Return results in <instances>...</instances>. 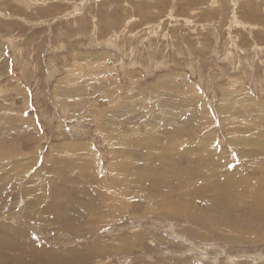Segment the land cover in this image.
<instances>
[{"label": "rangeland", "instance_id": "1", "mask_svg": "<svg viewBox=\"0 0 264 264\" xmlns=\"http://www.w3.org/2000/svg\"><path fill=\"white\" fill-rule=\"evenodd\" d=\"M168 73L178 76L177 82L187 76L196 85L207 104V116L213 119V124L202 129L193 125L189 112L174 119L192 138L182 148L175 146L180 156L189 154L186 145L197 143L198 148L192 146L194 157L208 151L221 152L217 157L225 153L237 162L228 168L246 177L260 176L258 162L248 160L251 154H264V141H243L249 137L243 133L239 139L244 143H238L226 132L218 108L225 90L240 93V100L252 97L256 107L259 100L264 102V0H0V114L6 113L0 115V251L7 250L1 251L0 264H149L157 260L167 264H264V242L255 247L192 239L187 233L189 224L157 215V206H148L143 198L152 190L132 192L130 187L129 204L125 205L129 212L110 219L112 205L97 204L93 209L90 196L80 193L78 187L92 188L99 183L86 177L96 173L97 165L110 164V151L101 129L96 131L89 118L72 112V104L67 106V102L89 103V116L103 112L105 89L98 88V83L104 78L115 83L117 89L112 91L116 95L132 99L131 105L142 104L146 88ZM60 82L63 89L56 87ZM80 82L84 92L76 91ZM65 90L75 92L64 95ZM134 96L140 97L136 101ZM144 110H150L147 104ZM63 113L73 118L69 120ZM6 116L18 120L21 133H16L15 125L8 126ZM127 117H121V122L133 126L128 121L134 116ZM202 121L207 120L197 123ZM242 125L238 132L244 131ZM133 128L139 139L155 135L154 141L176 133L171 125L152 127L151 122L142 124L139 117ZM258 129L254 124V137ZM204 140L217 144L206 150ZM167 144H163L166 148L157 145L159 153L165 150L162 155L187 172V162L181 161L177 151H170L172 141ZM55 145L92 150L81 160L76 150L69 152L71 156L66 153V165L60 171L45 164ZM237 148H245L246 162L243 154H236ZM134 149L140 150L136 145ZM147 150L155 152L151 147ZM67 175L69 184L61 183ZM164 197L160 194L158 199ZM257 198L264 205V195ZM183 199L189 206L197 201ZM237 207L236 215L248 220L245 208L240 203ZM141 231L158 233L166 240L153 243L146 239L143 249L120 254L122 242L115 240ZM103 241V246L95 247Z\"/></svg>", "mask_w": 264, "mask_h": 264}, {"label": "bare ground", "instance_id": "2", "mask_svg": "<svg viewBox=\"0 0 264 264\" xmlns=\"http://www.w3.org/2000/svg\"><path fill=\"white\" fill-rule=\"evenodd\" d=\"M105 57L111 59L110 55L105 54ZM95 59H97V61L99 60L98 58ZM177 77L173 76L172 73H168L166 75L158 77L151 84L150 87L146 88L147 90L143 92V94L141 95L143 101L142 104L140 101H137V98L140 96L132 97L137 101L133 105L130 104V101L132 99L130 101L125 100L124 98H121L118 95H116L115 91L114 92L112 91L117 89L115 87V83L113 82L109 83L103 78V80L99 81L98 88L101 89L100 86L102 85L106 90V91L103 90V94H102V98L105 103L104 106L106 108L103 112L96 113L93 116L88 115L90 114L89 103L85 101H81V103H76V102L74 103L73 101H72L73 103L67 102L68 103L67 106L69 104H72L69 106L72 112L74 111L76 115L79 116L82 115V117L89 118L91 122L95 123L96 131H98L99 128L101 129V136H103V139L107 144V148L110 151V164L109 163L107 165L102 164L103 166L97 165L96 173L94 175H88L86 177L88 179H93L95 181H98L99 183L92 188L84 189L78 187L80 188V193L82 194L86 193L90 196L91 198L90 201H92L90 205L91 208L93 209H96L98 207L97 204L102 205V207L106 206V204L112 205V209L110 208V213H109L110 217L108 218L110 219L112 216H117L121 212L122 213H125L127 211L129 212L128 207H125V205L129 204L130 187L132 188V192H136V191L143 192L144 190H152V193L148 194L143 198L145 202H147L148 206L152 204L157 206V208L154 207L157 215L159 214L162 217H166L172 220L176 219L178 221H183V223L189 224L191 227L190 229L188 228L187 233L189 237H192V239L194 238V240H197L199 242H212V241L220 240L222 243L225 244L232 245L239 243H249L254 246L260 242H264V205L257 198L264 195V154H262V156L251 154L250 156L251 159L248 160L249 163H251L252 162L251 160H253L258 162V165L260 166L259 168L258 166H256L258 168L260 176L255 175L251 177H246L245 174L236 171L235 168L234 169L228 168L231 165L233 166L234 164L237 165V162L234 161L232 157L226 155L225 153L221 154L220 157H217L216 156L217 153L220 154L221 152L208 151L209 154L205 152V154L194 157L192 153L194 152V148L199 147L197 143L195 145H192L194 148L191 145H186L189 154L187 153L185 155H182L181 157L180 156L181 151L180 152L177 151L179 147L177 148L175 146L180 145V148H182V146L185 145L188 142L189 138L191 137L189 134H187L189 130L187 132L185 129H181L180 124L179 125L176 124L177 121L174 119L182 115L186 116V113L189 112L193 120L191 121L193 123L195 122V124L193 125H197L198 126L197 128L200 129H202L203 125L207 124L206 127H209L211 123L213 124V119L207 116L209 113L207 104L205 100L201 97V93L196 87V85L187 81L188 79L187 76L184 77L182 76L181 81L179 80L180 82L179 81L177 82L176 79H179ZM133 82H135L134 79ZM61 85L62 84L60 82L56 85V87H58V89L59 88L63 89ZM128 88H130L131 91L135 90L134 86H128ZM77 89H78L76 90L77 92H82V91L84 92V90H86L82 82H80L77 85ZM107 89H109L108 92ZM74 92L73 90L66 91L64 92V95H71ZM239 98H240V93L235 94V92L225 90L222 94V98L219 102L218 109H219V114L222 116L221 119L224 120L225 122L223 123L225 125L226 132L230 133L231 135H234V139L238 143L247 141V142H255L258 144H262V140L264 141V102L257 100L258 104L255 105H258V107H256L251 103L252 101H254L252 97L250 99L249 96L250 100L246 99L245 101L242 100V97L241 100ZM71 99L73 98L71 97ZM67 100L65 99V101ZM59 101H57V103ZM76 101L79 102V100ZM138 102L140 103L142 108L141 112L138 111V107H139ZM146 104L150 108L149 111L144 110V106ZM235 104H238L239 106L237 107ZM154 106H155V110H154ZM223 108L225 110H223ZM68 110L69 109L65 110V112H67ZM5 114H0V115H5ZM11 114H9V116ZM129 114L130 115L132 114V116H134V119L128 121V124L133 125L130 127H128L129 125L124 126L125 124L123 125V123L120 120L121 117L123 116L127 117L129 116ZM161 114H166L167 116L162 117ZM64 115H66L67 117L66 116L65 117L67 119L69 118V120L70 118H73V117H69L71 116V114L69 115L68 113H65ZM9 116H6L7 117L6 123H8V126L10 125V128H13L14 125L16 127L18 120L9 119ZM138 117L139 119L141 118L142 124L151 122L152 127L163 126L165 128H168V126L171 125V127L172 126L174 127L176 133L175 135H171V138L170 136H166L165 139L158 138L155 141H154L155 135H153L151 138H149V136L147 137L144 136L143 138L139 139L137 136H135L136 131L133 128L134 125H137ZM235 118H239L238 119L239 123L233 121V119ZM202 119H206L207 121L205 122L202 121L203 123L202 122L197 123V121H200ZM21 121L22 120H20V123ZM25 122L28 121L26 120ZM241 124L245 126L244 131L238 132L239 129H237V127ZM254 124L257 126V128H260L258 129L259 133H256L255 135L256 137L253 136ZM193 125H191L192 130L194 129ZM119 128L121 130H119ZM15 131L16 133H21L19 132L20 129L18 127H16ZM193 132L195 133V131ZM243 133L244 135L246 133L249 137H247L243 141H240L239 138L242 137ZM251 135L253 137H251ZM15 137L16 139H18L19 135H16ZM174 139H176L178 143L177 141L174 142L173 141ZM170 141H172L173 143V147L171 146L172 148H170V151L172 152L177 151V153H179L181 161L185 163L187 162L186 163L188 164L187 172L186 171L183 172L179 170V168L177 167V163L171 164L170 162L171 159H169L165 155H162V153L166 152L165 150L163 152L161 150L162 153H159V149H157V145L161 148H166V146L163 144L165 143L167 144V142L169 143ZM203 142H204L203 146L205 148H208L206 150H209V148L213 149V145L216 143V140L211 142L209 140H204ZM134 145L139 147L140 150H135ZM203 146L200 145V148ZM241 146L243 147L244 145ZM150 147L154 148L155 152H151L147 150ZM74 150L78 152L79 157L81 156L80 158L78 157L81 160L82 155L85 152L91 151L92 149L86 146L76 148L68 145H64V146L55 145L53 147H50V152L48 156H51V158H48L47 163L45 162V164L47 165L48 168H58L61 171L66 165V163L63 161L64 157L66 156V153H69L71 151L73 152ZM202 150L204 149L202 148ZM221 150L222 153L223 151L226 152L225 148ZM237 150L239 151L240 149L237 148ZM243 150L244 151L240 150V152L237 151L236 154H239V156L240 154H243V157L242 156L241 157L246 162V159L249 156L246 155L248 153L246 152L245 148ZM200 152L202 153L204 151H200ZM69 154L68 156H71V154L70 155ZM0 155L1 158L3 159L1 151H0ZM109 165L110 168H107V166ZM154 167H156L155 171L152 170ZM251 168L253 167L251 166ZM161 170L165 171V173L161 174L162 172ZM60 182L63 184H69L70 182L69 175H67L64 179L60 180ZM160 194L164 195L165 197L158 199ZM184 197L197 201L194 202L193 205L189 206L183 199ZM113 200H119L118 202L120 203L112 204ZM239 203L240 205H242V208H245L246 211L245 214L248 216L249 218L248 220L241 219L242 217L236 215L234 206L236 205V210H237L238 208L237 204ZM113 205L115 206V208H113L114 207ZM190 208H192L193 211H191ZM214 214H217L218 216ZM101 222L99 223L100 225L102 224ZM70 229L72 230V227ZM226 233H228L229 235H227ZM130 238H132L131 241ZM146 239H150L151 242L153 243L154 242L164 243L166 240L162 235L158 233L145 234L144 232L141 231L137 233L135 236H130L126 238L125 237L121 238L120 236V238L116 239L115 241L122 242L121 247H119V245L118 247L121 250L120 254H124L129 252L132 253L133 249L135 248L143 249V242ZM0 241L3 242V240ZM104 242L105 241L97 243L95 247L97 248V246L98 247L103 246ZM8 249L11 250V248ZM120 254L118 256H120ZM149 264H167V263H164V261L161 262V260H157L155 263L152 262ZM172 264H181V263L177 261L176 263L172 262Z\"/></svg>", "mask_w": 264, "mask_h": 264}]
</instances>
